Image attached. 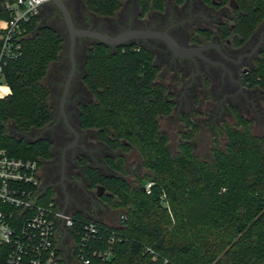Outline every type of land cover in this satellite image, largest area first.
<instances>
[{"label":"trees","instance_id":"trees-1","mask_svg":"<svg viewBox=\"0 0 264 264\" xmlns=\"http://www.w3.org/2000/svg\"><path fill=\"white\" fill-rule=\"evenodd\" d=\"M84 1L93 15L112 18L127 0ZM136 1L145 15L162 11L166 0ZM231 1L221 0L220 6L231 7V36L243 46L264 23V0H234L236 7ZM7 19L2 5L0 21ZM27 28L20 58L5 70L11 96L0 101V145L11 157L41 165L51 159L53 144L14 137L9 128L25 134L53 121L46 81L64 39L40 25L39 15ZM158 74L154 54L146 49L93 43L86 52L83 83L93 99L79 107L80 129L94 131L96 140L117 154L105 158L112 175L83 160L90 188L103 189L102 204L117 213L111 223L96 219L105 241L115 236L113 257L91 264H264V135H255L251 122L232 108L234 123L224 124V142L214 140L209 155L196 152L197 128L187 116L182 119L188 130L172 149L161 122L173 114L175 102ZM245 83L264 92V53ZM130 154L139 159L136 168L129 164ZM53 195L46 190L45 202ZM74 216L94 219L80 212ZM72 239V257L66 261L58 254V264H81L75 232ZM6 257L2 248L0 264Z\"/></svg>","mask_w":264,"mask_h":264},{"label":"rangeland","instance_id":"rangeland-1","mask_svg":"<svg viewBox=\"0 0 264 264\" xmlns=\"http://www.w3.org/2000/svg\"><path fill=\"white\" fill-rule=\"evenodd\" d=\"M64 2L71 12L76 27L80 29L96 30L110 35H114L118 30L121 31L126 29L128 25V16L133 12L130 0H127L122 10L112 18L93 15L88 10L84 0H64ZM178 12V18L182 16L180 14H184L181 18H187L185 13ZM39 19L40 25L52 27L64 39V49L60 59L52 66L46 81L52 93L51 106L53 109V121L50 125L41 130H32L25 134L20 133L16 127L10 126L9 133L14 137L25 138L30 142L40 139L49 140L53 144L51 148V154L53 155H51L52 160L54 158L59 159L65 144L70 143L74 138L73 134L65 126L59 112L60 99L71 67L69 57L70 36L61 12L52 1L46 3L41 8ZM3 24L4 23L1 22L0 27H2ZM93 43L94 41L90 39H78L75 49L77 71L67 99L66 113L70 125L79 132L80 141L79 146L71 150L68 154L72 156L71 162H74V156H83V160H86L87 165L96 167L103 175H112L114 172L106 165L105 158L116 157L117 154L111 152L107 147L98 142L94 131H83L80 129L79 107L82 104H88L93 99L92 94L83 83L86 52ZM172 76L170 72H165V77L161 78L162 82L171 86V89L175 91L176 101L178 103L174 114L161 122V130L168 135L170 139L169 145L172 149L176 148L182 136L188 130L185 121L182 119L183 116H187L197 128L192 140L196 152L201 156L209 155L214 145V140L219 139L221 142H224V124L234 123L231 114L232 108L237 109L240 115L251 122L252 131L255 135H264V92L257 88H251L247 84L248 91L245 95L246 99L239 98V100H236L229 97L225 98L226 93L221 90V84H223L222 82L225 78L221 72L215 70V72L212 73L214 77V82L212 81L214 89L212 91V86L209 84L205 85L206 90H204L203 78L197 77L193 81V87L196 86V88L192 92L188 91L183 93L182 86L176 87L171 80ZM187 79L189 80V77L186 78V80ZM128 160L129 164L134 162L131 168L139 166V159L136 154H130ZM83 163L84 161H82V164ZM71 167L72 166L68 163L69 170ZM85 186L86 183L82 181V187L85 188ZM92 193L96 196L97 192L93 190ZM103 193H105L104 190L102 191V194ZM53 199H57L56 195ZM92 201H94V199ZM80 205H84V207H86V213L95 219L102 218L109 223L117 219V213L110 212L103 204L100 205V207L93 205L87 196L84 197ZM94 209H98V211L95 212Z\"/></svg>","mask_w":264,"mask_h":264},{"label":"flooded vegetation","instance_id":"flooded-vegetation-1","mask_svg":"<svg viewBox=\"0 0 264 264\" xmlns=\"http://www.w3.org/2000/svg\"><path fill=\"white\" fill-rule=\"evenodd\" d=\"M3 1L0 0V9ZM130 3H132L133 12L128 16L126 29L118 30L112 36L130 30L155 31L166 33L183 49H205L199 52L200 56L198 53L192 58H181L176 56L167 43L160 39H133L125 44L146 49L154 54V64L159 68L158 82L167 89L175 102L173 114L178 103L175 91L171 89V86L162 82L161 78L165 77V72H170L173 75L171 80L175 86H182V92L186 93L192 92L196 88V86L193 87V81L197 77L203 78L204 90H206V84L212 86V81L214 82L212 73L216 70L221 72L225 78L221 84L222 92L226 93L225 98L246 99L245 95L249 85L247 86V83L244 82L245 78L254 68L256 60L264 53V23L243 46H236L235 40L231 36L234 30L231 23L232 10L229 6H220L221 0H184L182 4H178L174 0H166L162 11L153 10L145 15L136 0H130ZM178 11L185 13L187 18H181L184 14H180L182 16L178 18ZM188 77L189 80H186ZM213 89L214 86L211 87V91ZM60 117L63 119L61 113ZM63 122L65 124L64 119ZM69 131L74 138L70 143L65 144L60 158L50 159L40 165V181L43 189L53 191L62 208L90 216L86 213V207L80 203L87 196L93 205L100 207L102 191L101 188L95 190L96 196L92 193L93 189L90 188L82 164L83 156H74V162H71L72 156H69L68 153L79 146L80 134L76 130L78 133L76 139L74 133ZM68 163L72 166L71 171L68 169ZM82 181L86 183L85 188L82 187ZM93 199L94 201H92ZM94 210L98 211V209Z\"/></svg>","mask_w":264,"mask_h":264},{"label":"built area","instance_id":"built-area-1","mask_svg":"<svg viewBox=\"0 0 264 264\" xmlns=\"http://www.w3.org/2000/svg\"><path fill=\"white\" fill-rule=\"evenodd\" d=\"M50 1H5L8 19L0 27V101L11 96L6 67L20 58L27 25ZM150 187L147 185V190ZM45 194L40 162L11 157L0 145V250L7 249L5 264H58V254L69 261L74 249L73 232L79 237V263L105 262L113 257V234L105 241L95 218L81 221L57 199L46 203Z\"/></svg>","mask_w":264,"mask_h":264},{"label":"water","instance_id":"water-1","mask_svg":"<svg viewBox=\"0 0 264 264\" xmlns=\"http://www.w3.org/2000/svg\"><path fill=\"white\" fill-rule=\"evenodd\" d=\"M52 3L61 12L64 22L66 24V27L68 29L69 36H70L69 57H70V62H71V69H70L68 78L66 80L65 86H64V91H63L61 102H60V113L65 121L66 126L68 127L69 130H71L74 133V135L76 136V139L78 138V133L70 125L68 121V117L65 112V104H66V101L69 95L72 81L77 71V61L75 57V49H76L78 39H82V38L90 39V40H93L94 43L104 44L106 46L113 47V48L123 46L133 39H160L167 43V45L170 47V49L173 51V53L176 56H179L181 58H192L193 56H197L200 51L205 50L204 48L198 49V50L197 49L195 50L183 49L166 33H160V32H155V31L130 30V31L122 32L119 35L112 36V35H109V34H106L100 31H96V30L80 29L76 27V25L74 24L71 12L68 9L64 0H52ZM231 5L232 7L237 6L234 0L231 1ZM199 56H200V53H199ZM101 191H103V189H101Z\"/></svg>","mask_w":264,"mask_h":264},{"label":"crops","instance_id":"crops-1","mask_svg":"<svg viewBox=\"0 0 264 264\" xmlns=\"http://www.w3.org/2000/svg\"><path fill=\"white\" fill-rule=\"evenodd\" d=\"M3 4H4V1H3ZM3 4H2V5H3ZM1 8H2V7H1ZM4 21H5V20H1L0 23H1V22H4Z\"/></svg>","mask_w":264,"mask_h":264}]
</instances>
